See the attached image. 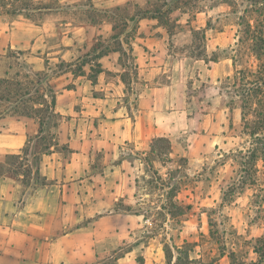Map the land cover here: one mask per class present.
Returning a JSON list of instances; mask_svg holds the SVG:
<instances>
[{"label": "rangeland", "instance_id": "374dc122", "mask_svg": "<svg viewBox=\"0 0 264 264\" xmlns=\"http://www.w3.org/2000/svg\"><path fill=\"white\" fill-rule=\"evenodd\" d=\"M130 1L129 11L134 15L141 9H151L155 0ZM187 1L188 4L180 5L170 15V19L179 26L166 44L172 58L169 61V57H165L163 70H157L151 78L138 72L133 55L125 44L132 45L131 37L136 39L138 28L129 33L120 28L118 39L112 40L111 37L106 43L98 41L93 46V49H121L127 84L119 89L118 97L129 107L132 118L137 114L140 98L151 95L152 89L167 83L173 90L170 110L180 112L186 118V125L181 124V129L176 128L172 135V154L163 158L164 162L151 154L149 146L154 138L144 141V147H147L144 152L148 151L147 154L140 150L134 155H122L115 162H106L104 151L93 150L87 170V176L92 181L86 182L82 188L83 210L93 218H85L81 224L88 225L101 219L100 228L103 231L111 226L117 230V234L114 233L115 243L120 245L110 249L106 258L97 264H116L110 260L111 257L115 253L125 255L128 252H132L133 264H232V252L247 264L259 262L252 248L256 240L264 236V160L255 161L252 156L264 153V138L248 135L255 117L249 115L248 120L243 122L242 106L235 101L238 100L235 96L237 90L233 87L236 69L229 57L232 56L231 48L237 42V15L232 13L233 8L227 0ZM66 3V0H44L35 2V5L48 10L25 12L37 23L41 20L57 21L58 35L51 38L53 44L60 42L65 30L60 22L84 18L83 15L95 21L108 20L110 10L114 8H89L88 1L83 0L76 2L74 5L77 8L74 9ZM23 16L19 17L23 19ZM10 17L13 15L0 14L2 32L14 26ZM209 19L213 27L211 30L206 29ZM24 23L28 22L25 20ZM132 27L133 24L130 29ZM191 29L199 32L194 35ZM200 53H205L208 59L213 54L219 57L218 81L214 78L210 82L204 60L196 58ZM1 54L0 75L11 66L10 78L18 72H29L36 80L34 73L40 72L41 76L46 75L45 83H48L59 70L53 66L47 70L42 62L36 68L25 65L26 55L14 59L9 57L12 53L8 51ZM89 59L92 58L86 53L79 54L72 63L81 66ZM237 60L254 71L257 69L255 58L246 51L241 52ZM76 66L71 70H76ZM227 74L230 76L226 77ZM94 94L101 96L106 92L95 91ZM79 108L80 105L76 107ZM10 111V103L0 101V115ZM205 115H210V124L205 122ZM64 117L61 123L56 119L48 121L43 135L48 138L54 136L61 143L71 138L74 131L79 130L82 134L81 129H91L97 136L94 125L98 126L99 119L85 120L75 114L72 118ZM246 126L251 129L247 130ZM39 145L42 143L35 139L29 146L28 154L32 158L38 153V164L41 165L43 154ZM56 150L59 161L64 164L69 158V151L62 148ZM5 154L0 153V160ZM181 157L187 161L180 160ZM122 158H127L135 166L128 175L126 170H118L110 184L116 191L111 202L105 192L104 177L110 175L109 166L117 164ZM176 183L181 186L178 188ZM22 191L26 192V188L17 186V195ZM20 197L26 199L29 196ZM182 205H191L192 208L178 212L173 207ZM107 216L112 218H103Z\"/></svg>", "mask_w": 264, "mask_h": 264}, {"label": "crops", "instance_id": "0c3cea01", "mask_svg": "<svg viewBox=\"0 0 264 264\" xmlns=\"http://www.w3.org/2000/svg\"><path fill=\"white\" fill-rule=\"evenodd\" d=\"M66 1L68 6L72 5L76 9L74 4L83 0ZM85 1H88L89 8L101 10L120 6L130 0ZM43 10L48 8L39 11ZM21 14L24 20L19 17ZM83 17L60 22L65 30L60 42L53 44L51 38L58 35L57 21L41 20L37 23L25 12L13 15L10 17L14 24L12 28L2 32L0 26V55L3 56L1 53L9 49L24 51L26 62L33 68L41 62L45 68L46 61L51 68L60 63H72L79 54L92 56L95 42L106 43L112 37L113 28L106 19L95 21L89 16ZM25 20L28 23H24ZM172 37L158 25L156 19L138 20V34L132 43V55L139 73L151 78L157 70H163L165 57H169V61L172 58L166 49ZM99 51L105 52L97 59L103 72L97 76L95 83L89 79L88 63L83 66L85 75L75 76L72 70H68L49 81L57 93L56 112L71 118L75 114L85 120L99 119L98 126L94 125L97 136L91 129H81L82 134L79 130L74 131L67 141H59L72 151L64 164L59 161V154L54 148L49 154H44L40 172L48 184L38 188L26 199H20L22 193L17 195V181L9 177L0 178V264H97L106 258L110 249L120 246L115 243L114 233L117 234V230L111 226L103 231L100 228L101 219L88 225L81 224L85 218H93L83 210L82 204V188L86 182L92 181L87 176V170L93 150L104 151L106 162H115L122 155H134L140 150L147 154L148 151L144 152L147 148L144 147L145 140L167 137L172 142L171 137L176 128L179 130L181 124L186 125L183 114L170 110L173 90L169 83L152 89L151 95L140 98L139 109L135 118H132L129 107L118 97L119 89L124 86L121 74L126 71L121 54L108 47ZM203 62L210 82L214 78L218 81L220 62ZM11 70L9 66L0 79L9 77ZM95 91L106 94L98 96L94 94ZM79 105L80 108L76 109ZM209 117L205 115V122L210 124ZM38 131L39 125L32 118H0V153H20L28 138L38 135ZM134 166L127 158L109 166L110 175L104 177V181L105 192L111 202L116 194L110 185L114 176L123 169L128 175ZM103 218L110 220L112 217ZM116 264H133L132 252L119 258Z\"/></svg>", "mask_w": 264, "mask_h": 264}, {"label": "trees", "instance_id": "16d2710c", "mask_svg": "<svg viewBox=\"0 0 264 264\" xmlns=\"http://www.w3.org/2000/svg\"><path fill=\"white\" fill-rule=\"evenodd\" d=\"M131 2L132 1H128L110 10L111 14L108 17V21L112 24L114 32L112 40L119 38L118 30L120 28L122 31H127L128 33L131 30V32H134L138 28V20L141 18L156 19L159 25L166 29L169 36L172 37L175 35V31L179 26L176 21L170 19V15L180 8V5L188 4L187 0H155L151 9H141L137 14L131 15L128 7ZM226 2L233 8L232 13L237 15V42L234 47L231 48L230 51L232 56L229 57L234 61L236 69L233 77V87L237 90L235 91V96L238 100L235 101L238 103L240 102L242 106L243 122L248 120L247 116L249 115H254L255 117L253 128L251 129L246 126L247 130L251 129L247 131L248 135L261 139L264 138V0H243V2L239 4L228 0ZM43 8L37 7L34 0H0V14L16 15L30 10L39 11ZM132 24L133 27L130 29ZM211 24V19H209L206 27L207 30L213 29ZM191 30L194 35L199 32L194 29ZM131 40L134 41L135 37L132 36ZM125 44L128 47V51L132 54L133 46L131 43ZM99 50L101 49L94 48V54L92 56L90 54L87 55L92 59L84 61L81 66L75 65L76 70H72L73 74L75 76L85 75L83 66L88 63L90 65L89 79L95 83L97 76L103 72L101 64L97 59L105 54V52H100ZM113 50L122 53L121 49L118 47L113 48ZM243 51L248 52L249 55L255 58L257 62V69L255 71L248 65L239 64L237 58ZM8 52L12 53L9 57H14L15 59L26 54L24 51L14 52L10 49ZM206 56L205 53H200L196 58L206 62H217L219 59V57L214 54L213 57L209 59ZM133 58L135 59V57ZM24 64L31 66L27 62H24ZM72 66L73 63H60L56 66L59 70L55 75L59 76L60 73L68 69L71 70ZM45 68H47V70L51 69L48 61L45 63ZM34 76L37 77L36 80L31 77L29 72L24 74L18 72L13 78L6 77L0 79V101L10 103L11 110L10 113L0 115V118L5 116H25L36 120L39 125L38 135L29 137L25 147L20 153L5 154L3 159L0 160V178L9 177L17 181L19 185L24 186L26 192L22 191V195L25 197L32 195L38 188L48 184L46 177L40 172V164H38L40 159L37 156L38 153H35L32 158H30L28 154L29 146L35 139L42 143V145L39 146H41L43 155L49 154L53 148L55 150L62 148L63 150L72 152L67 145H61L54 136L48 138L43 135L44 126L48 121L56 119L61 123L65 117L56 112L57 93L49 82L45 83L46 75L41 76L40 72H35ZM121 78L122 82L126 85L125 74H123ZM150 148L151 154L156 156L160 162H164L163 158L171 155L173 149L172 143L167 137L154 138ZM262 150L264 151V148ZM252 158L255 161L261 158L264 160V153H261V155H253ZM180 160L184 162L187 161L185 157H181ZM255 165L256 163H254V166ZM176 185L178 188L181 186L180 183H176ZM173 207L178 209V212L182 210L183 212L190 211L192 208L191 205ZM252 249L253 252L258 255L259 262L251 264H262L264 261V236L256 240ZM115 254L116 255H113L110 259L113 263H116L119 258L124 256L118 253ZM231 260L232 264H247L245 261L238 259V256L234 252L231 253Z\"/></svg>", "mask_w": 264, "mask_h": 264}]
</instances>
